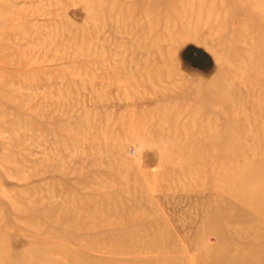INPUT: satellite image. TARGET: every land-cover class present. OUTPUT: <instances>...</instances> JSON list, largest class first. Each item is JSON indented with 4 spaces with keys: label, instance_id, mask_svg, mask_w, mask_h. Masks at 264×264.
<instances>
[{
    "label": "rangeland",
    "instance_id": "obj_1",
    "mask_svg": "<svg viewBox=\"0 0 264 264\" xmlns=\"http://www.w3.org/2000/svg\"><path fill=\"white\" fill-rule=\"evenodd\" d=\"M0 264H264V0H0Z\"/></svg>",
    "mask_w": 264,
    "mask_h": 264
}]
</instances>
